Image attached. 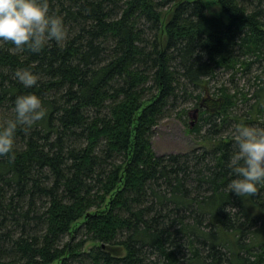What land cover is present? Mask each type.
<instances>
[{
    "label": "trees",
    "instance_id": "1",
    "mask_svg": "<svg viewBox=\"0 0 264 264\" xmlns=\"http://www.w3.org/2000/svg\"><path fill=\"white\" fill-rule=\"evenodd\" d=\"M216 1L227 23L199 0H48L64 42H0V127L18 96L45 111L0 156V264H264V184L227 189L233 128L264 127V0ZM183 103L200 144L158 156Z\"/></svg>",
    "mask_w": 264,
    "mask_h": 264
},
{
    "label": "clouds",
    "instance_id": "2",
    "mask_svg": "<svg viewBox=\"0 0 264 264\" xmlns=\"http://www.w3.org/2000/svg\"><path fill=\"white\" fill-rule=\"evenodd\" d=\"M67 38L62 19L49 14L48 0H0V42L10 43L15 50L25 48L39 52L49 41L62 43ZM15 77L25 87L37 84L31 71L17 70ZM15 118L0 127V156L13 153L14 134L18 126L31 127L45 116L40 98L33 94L18 96ZM231 135L236 151L228 167L236 177L227 185L238 197L258 194V184H264V127L237 124Z\"/></svg>",
    "mask_w": 264,
    "mask_h": 264
},
{
    "label": "rangeland",
    "instance_id": "3",
    "mask_svg": "<svg viewBox=\"0 0 264 264\" xmlns=\"http://www.w3.org/2000/svg\"><path fill=\"white\" fill-rule=\"evenodd\" d=\"M206 9V14L221 19L224 23H227L229 19L222 14L221 7L216 0H199ZM165 21V17L162 20ZM224 78V77H223ZM226 78V77H225ZM243 84V81H239V86ZM191 108L189 103H183L175 111L172 116L163 118L158 125L153 129L151 135V146L156 155H168L184 153L192 150L200 143L195 139L194 135L190 133L189 129L191 122L195 119L193 117V110L189 111L186 121L179 120L175 117V113L182 108ZM186 123V124H185ZM95 243L89 242L85 246V251L90 250ZM108 251L114 256H123L124 251L117 246H109Z\"/></svg>",
    "mask_w": 264,
    "mask_h": 264
},
{
    "label": "water",
    "instance_id": "4",
    "mask_svg": "<svg viewBox=\"0 0 264 264\" xmlns=\"http://www.w3.org/2000/svg\"><path fill=\"white\" fill-rule=\"evenodd\" d=\"M196 112H197V110H195V111L193 112V117H194L195 120H196ZM195 120H194V121H195ZM194 121L191 122V126L194 124Z\"/></svg>",
    "mask_w": 264,
    "mask_h": 264
}]
</instances>
